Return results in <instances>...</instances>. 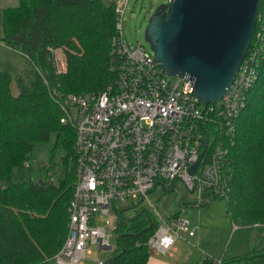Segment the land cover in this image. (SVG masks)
Listing matches in <instances>:
<instances>
[{
    "label": "trees",
    "instance_id": "trees-1",
    "mask_svg": "<svg viewBox=\"0 0 264 264\" xmlns=\"http://www.w3.org/2000/svg\"><path fill=\"white\" fill-rule=\"evenodd\" d=\"M114 2L104 0H18L2 9L4 45L20 52L31 64L27 82L0 67V264H46L39 246L41 223L49 227L55 250L66 234L67 204L74 185V131L61 124V111L48 85L62 93L97 92L111 82L109 41L114 29ZM59 49L64 68L57 70L51 56ZM62 61V60H61ZM254 72L245 89V101L224 139L229 189L225 212L232 222L264 223V0L257 7L253 35L243 58ZM13 80L16 93H12ZM55 132V145L65 150L60 160L67 168L57 183L48 175L13 182L12 164L30 167V147ZM229 135V134H228ZM186 203L184 204V206ZM116 213L115 246L104 264H145L146 240L155 219L144 211L130 217ZM177 211V212H176ZM164 216H176L178 210ZM54 250V251H55ZM207 256L197 264H213ZM224 263L264 264L260 249L229 258ZM43 261V262H42Z\"/></svg>",
    "mask_w": 264,
    "mask_h": 264
},
{
    "label": "built area",
    "instance_id": "built-area-1",
    "mask_svg": "<svg viewBox=\"0 0 264 264\" xmlns=\"http://www.w3.org/2000/svg\"><path fill=\"white\" fill-rule=\"evenodd\" d=\"M126 1L114 2L110 83L97 92L64 94L57 83L50 86L44 80L49 97L61 111L59 122L74 131L75 180L66 208V234L53 264H78L91 244L98 250L111 249L108 232L114 228L118 209H124L126 202L143 200L153 207L147 195L157 187L167 192L179 181L193 195L190 204L197 208L227 198L230 174L223 140L234 130L254 72L242 60L225 94L203 107L189 80L163 74L149 48L123 40L121 17ZM102 215L114 217L112 226L108 218L100 221ZM155 216L146 240L149 255L164 253L180 234L195 235L197 226L191 227L178 214L164 216L155 211ZM212 259L213 264H228ZM93 264L104 261L95 259Z\"/></svg>",
    "mask_w": 264,
    "mask_h": 264
},
{
    "label": "rangeland",
    "instance_id": "rangeland-1",
    "mask_svg": "<svg viewBox=\"0 0 264 264\" xmlns=\"http://www.w3.org/2000/svg\"><path fill=\"white\" fill-rule=\"evenodd\" d=\"M117 0H104V2H116ZM149 2L152 9L159 4H164L163 0H127L121 17V35L123 40L129 45L135 43L148 47V43L144 36V27L151 10L147 11ZM18 0H0V67L5 68L11 77L20 76L24 82L31 75L32 66L30 62L23 57L20 52L13 48H9L1 41L2 37V9L7 6H15ZM55 62L58 70L64 68L62 53L59 49H54ZM62 60V61H61ZM12 93H16L17 89L13 82L10 83ZM55 132H50L47 139L35 141L30 147V169L22 164H12L9 168V176L13 182H21L30 178L38 179L48 175V179L57 183V180L63 176L66 165H63L60 158L65 154V150L58 143L55 145ZM0 183H2L0 181ZM148 200L141 202H126L122 210V216L130 217L136 211H144L153 219L156 218L155 211L160 214H166L168 211L178 210V216L186 218L190 221L191 227H196L199 223V230L191 238H185L183 234L177 238V242L181 248L177 255L173 257L174 264H197L203 259V254L213 257L214 259L233 257L243 255L255 249H260L264 245V225L261 226L262 234L257 235L256 243L251 239L256 233L255 224H245L237 222L236 228L230 230V220L225 215L226 202L224 199H215L210 202L207 207H193L190 202L193 195L189 193L185 187L179 182L174 183L171 191L166 192L161 187H157L154 191L148 193ZM186 203V206L184 204ZM109 219L110 226L113 224L114 217L112 215L100 217L103 222ZM41 230L38 236L39 246L49 263L53 264L52 258L56 253L53 238L50 235L49 227L45 223H41ZM252 229V230H251ZM202 231V233H201ZM109 244L111 248L115 246L114 231H109ZM204 236V237H203ZM204 238V243H202ZM252 244H254L252 247ZM198 245V246H197ZM55 250V251H54ZM112 249L98 250L96 244L89 246V253L78 264H93L94 259L105 260L111 253ZM201 256V257H200ZM200 257V258H199ZM43 262V261H42Z\"/></svg>",
    "mask_w": 264,
    "mask_h": 264
},
{
    "label": "water",
    "instance_id": "water-1",
    "mask_svg": "<svg viewBox=\"0 0 264 264\" xmlns=\"http://www.w3.org/2000/svg\"><path fill=\"white\" fill-rule=\"evenodd\" d=\"M259 1L168 0L153 10L149 2L143 33L160 72L189 80L203 107L217 102L246 54Z\"/></svg>",
    "mask_w": 264,
    "mask_h": 264
},
{
    "label": "crops",
    "instance_id": "crops-1",
    "mask_svg": "<svg viewBox=\"0 0 264 264\" xmlns=\"http://www.w3.org/2000/svg\"><path fill=\"white\" fill-rule=\"evenodd\" d=\"M10 48V47H9ZM21 54V53H20ZM22 55V54H21ZM23 56V55H22ZM24 57V56H23ZM3 68V67H1ZM5 69V68H4ZM6 70V69H5ZM210 204V203H209ZM209 204L207 205H204L202 207H207ZM186 206V205H185ZM176 210H172V211H168L167 213L169 212H175ZM177 212V211H176ZM225 215L229 218V216L226 214V212H224ZM179 215V214H178ZM188 220V219H187ZM230 220V218H229ZM189 221V220H188ZM234 223V222H233ZM189 224H190V221H189ZM236 225V224H235ZM264 223L262 224H255L256 226V233L254 236H252L251 234V239L253 240V243H256L257 244V241H256V238H257V235H260L262 234L261 232V226H263ZM197 226V229H196V237H197V233H198V230H199V223L196 225ZM236 228V226H235ZM235 228L232 227V221L230 220V230H234ZM252 230V229H251ZM202 233V231H201ZM204 237V236H203ZM192 239V237H191ZM198 237L196 238V241H197ZM204 238H202V243H204ZM199 243V241H197V244ZM254 244H252V247ZM198 246V245H197ZM181 248L180 244L177 242V239L174 241L173 245L168 249L166 250L164 253H154L152 255H149L147 260H146V263L145 264H174V261L173 260V257L177 255V252L179 251V249ZM255 248V247H254ZM253 248V249H254ZM221 256L223 255H219V258H222ZM201 257V256H200ZM199 257V258H200ZM229 258V257H227ZM99 259V258H98ZM95 260V259H94ZM49 263V262H48ZM176 264V263H175Z\"/></svg>",
    "mask_w": 264,
    "mask_h": 264
}]
</instances>
